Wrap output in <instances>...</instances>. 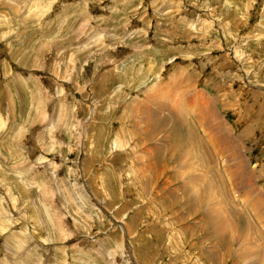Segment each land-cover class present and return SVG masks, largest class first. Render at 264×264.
<instances>
[{"label": "rangeland", "instance_id": "rangeland-1", "mask_svg": "<svg viewBox=\"0 0 264 264\" xmlns=\"http://www.w3.org/2000/svg\"><path fill=\"white\" fill-rule=\"evenodd\" d=\"M260 228L264 0H0V264H264Z\"/></svg>", "mask_w": 264, "mask_h": 264}, {"label": "bare ground", "instance_id": "bare-ground-1", "mask_svg": "<svg viewBox=\"0 0 264 264\" xmlns=\"http://www.w3.org/2000/svg\"><path fill=\"white\" fill-rule=\"evenodd\" d=\"M262 217V216H261ZM216 221H218V220H216ZM223 225H226V222L224 223V221L223 220H220V221H218L217 223H216V225H215V229L217 230L218 228H219V231H220V233L222 234V232H221V230L222 231H224L223 229ZM228 231V230H227ZM223 235V234H222Z\"/></svg>", "mask_w": 264, "mask_h": 264}, {"label": "crops", "instance_id": "crops-1", "mask_svg": "<svg viewBox=\"0 0 264 264\" xmlns=\"http://www.w3.org/2000/svg\"><path fill=\"white\" fill-rule=\"evenodd\" d=\"M240 216L243 217L246 220V222H248V219L245 216H243V214Z\"/></svg>", "mask_w": 264, "mask_h": 264}]
</instances>
